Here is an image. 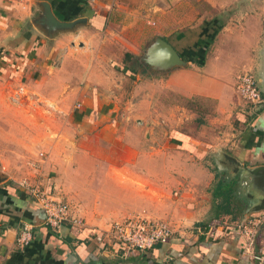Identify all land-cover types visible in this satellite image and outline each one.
I'll return each mask as SVG.
<instances>
[{
	"label": "rangeland",
	"instance_id": "obj_1",
	"mask_svg": "<svg viewBox=\"0 0 264 264\" xmlns=\"http://www.w3.org/2000/svg\"><path fill=\"white\" fill-rule=\"evenodd\" d=\"M111 2L106 28L96 27L86 17L70 20L56 15L58 26H38L54 35L72 33V40L63 37L59 58L49 67L55 71L66 58L61 72L65 84L60 90L25 85L18 90L17 83L6 85L3 108L4 117L21 118L28 131L41 125L40 142L29 152L43 151L40 160H50L47 170L55 179V197L69 202L74 218L106 229L102 240L110 248L113 242L117 244L108 231L113 221L134 215L163 220L151 213L161 214L170 203L149 202L147 188L155 178L152 169L161 171L168 163L165 170L170 168V182L178 175L176 154L163 150V146H174L167 142L175 129L193 131L221 118L215 126L223 131L241 121L231 109L249 103L234 85L230 88L221 82L234 69L230 66L234 53L225 42L242 31L258 29L259 24L264 27V0ZM167 45L173 54L166 51ZM37 46L32 44L29 51ZM54 56L55 49H49V61ZM88 59L103 66L106 60L114 73L106 75V84L98 90L99 103L97 91L90 102L80 96L82 61ZM178 68L206 74V85L215 88L224 108H217L211 97L183 96L172 85L166 91L169 80L176 82L171 75ZM66 69L72 76L67 77ZM8 77L14 76L10 73ZM14 94L20 98L16 104L10 101ZM205 163L212 170L208 160ZM199 176L191 165H185L186 182ZM41 184L47 188L45 182ZM178 189L175 185L173 199L178 197Z\"/></svg>",
	"mask_w": 264,
	"mask_h": 264
},
{
	"label": "crops",
	"instance_id": "obj_2",
	"mask_svg": "<svg viewBox=\"0 0 264 264\" xmlns=\"http://www.w3.org/2000/svg\"><path fill=\"white\" fill-rule=\"evenodd\" d=\"M112 6L111 0H0V264H264V27L261 24L258 29L242 31L231 42H225L234 53L230 66L235 71L221 82L232 88L239 74L250 71L257 80L263 103L241 102L242 107L235 106L231 111L238 113L241 121L232 128L226 126L223 131L215 126L221 118L193 131L175 129L167 142L174 146H163V150L176 154L177 177L170 182V168L165 170L168 163L161 171L151 170L156 173L147 188V200L170 203L161 214L155 210L151 213L171 226L168 242L147 250L125 252L118 242L111 243V248L99 242L98 237H103L106 229L87 220L77 226L64 223L50 229L44 224L40 207L18 184L21 178L28 177L45 182L55 192V179L49 177L47 170L50 160L45 158L41 162L38 154L43 151L29 152L40 142L41 125L34 132L28 131L21 118L9 120L3 115L6 85L17 83L22 90L23 85L60 90L65 84L61 72L66 58L55 71L49 67L59 58L63 37L65 41L72 40V33L54 35L40 30L38 26L47 27L40 17L44 19L49 12L62 19L86 17L96 27L106 28L110 25ZM36 43V50L30 52ZM49 49H55L57 54L50 61ZM92 61H82L80 96L89 101L97 91L96 103H99L102 101L98 90L106 84V75L114 73L106 60L104 66ZM68 72L66 69L67 77L72 76L73 72ZM10 73L12 79L8 77ZM205 75L178 68L171 75V81L176 82L169 80L166 91L172 85L183 96L211 97L217 108H224L215 88L206 85ZM14 96L10 101L16 104L20 98ZM58 100L60 103L59 97ZM57 102L53 103L58 105ZM223 120L229 123L227 118ZM30 160L41 163L33 167ZM207 160L212 170L207 167ZM185 165H191L200 176L186 182ZM175 185L179 186V195L173 199ZM251 219L257 220V226L249 244V236L239 226ZM25 223L33 225V236L26 246L19 247L16 237ZM254 254H260L263 260L254 258Z\"/></svg>",
	"mask_w": 264,
	"mask_h": 264
},
{
	"label": "built area",
	"instance_id": "obj_3",
	"mask_svg": "<svg viewBox=\"0 0 264 264\" xmlns=\"http://www.w3.org/2000/svg\"><path fill=\"white\" fill-rule=\"evenodd\" d=\"M234 87L239 95L251 105L263 103L261 90L252 72L244 71L239 74ZM18 90H22V88ZM38 158H43V152H39ZM31 164L33 167H39V163L36 161H32ZM18 184L29 198L40 207L44 215V224L50 229H57L64 223L74 226L82 224L81 220L71 215L68 202L55 197L54 193L41 184L40 181H32L28 177H23ZM256 226L257 220L255 219L239 226V229L249 236V244L253 242ZM32 230L33 225L31 223H25L21 226L16 237V244L19 247H23L30 242L33 236ZM108 231L109 236L115 238L125 252L150 249L155 245L168 242L172 235L171 226L167 222L140 215L115 220L110 224ZM102 239V236L98 237V241L103 244ZM254 258L263 260L260 254H254Z\"/></svg>",
	"mask_w": 264,
	"mask_h": 264
},
{
	"label": "water",
	"instance_id": "obj_4",
	"mask_svg": "<svg viewBox=\"0 0 264 264\" xmlns=\"http://www.w3.org/2000/svg\"><path fill=\"white\" fill-rule=\"evenodd\" d=\"M40 18H41L42 22L46 24L47 27H50V26L56 27V26H58L57 18L51 12H49L47 16H44V19H43L42 16ZM70 25L72 26L73 23H71ZM166 51L168 53H170V54L171 53L173 54L172 48L169 47L168 45H167Z\"/></svg>",
	"mask_w": 264,
	"mask_h": 264
}]
</instances>
